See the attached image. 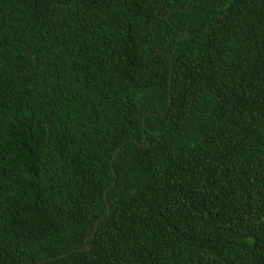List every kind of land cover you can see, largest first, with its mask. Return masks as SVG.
<instances>
[{"label":"trees","instance_id":"1","mask_svg":"<svg viewBox=\"0 0 264 264\" xmlns=\"http://www.w3.org/2000/svg\"><path fill=\"white\" fill-rule=\"evenodd\" d=\"M0 264H264V0H0Z\"/></svg>","mask_w":264,"mask_h":264},{"label":"water","instance_id":"2","mask_svg":"<svg viewBox=\"0 0 264 264\" xmlns=\"http://www.w3.org/2000/svg\"><path fill=\"white\" fill-rule=\"evenodd\" d=\"M113 159H114V157H113ZM114 183H112V185H113Z\"/></svg>","mask_w":264,"mask_h":264}]
</instances>
